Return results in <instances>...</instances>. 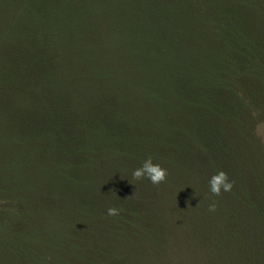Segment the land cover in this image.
Segmentation results:
<instances>
[{"label": "trees", "instance_id": "1", "mask_svg": "<svg viewBox=\"0 0 264 264\" xmlns=\"http://www.w3.org/2000/svg\"><path fill=\"white\" fill-rule=\"evenodd\" d=\"M261 122L264 0H0V264H264Z\"/></svg>", "mask_w": 264, "mask_h": 264}, {"label": "clouds", "instance_id": "2", "mask_svg": "<svg viewBox=\"0 0 264 264\" xmlns=\"http://www.w3.org/2000/svg\"><path fill=\"white\" fill-rule=\"evenodd\" d=\"M167 170L162 167L159 163H154L152 158L149 156L140 165L133 170L132 176L135 178L146 177L153 184H159L166 178ZM209 191L215 195H219L222 191L229 192L232 189V181L227 177V174L223 170H218L213 173L208 179ZM216 201L213 200L208 204V211L214 212L216 209ZM116 207H109L107 214L109 216H115L118 214Z\"/></svg>", "mask_w": 264, "mask_h": 264}, {"label": "rangeland", "instance_id": "3", "mask_svg": "<svg viewBox=\"0 0 264 264\" xmlns=\"http://www.w3.org/2000/svg\"><path fill=\"white\" fill-rule=\"evenodd\" d=\"M258 132L259 134L262 135L263 139H264V122H261L259 127H258Z\"/></svg>", "mask_w": 264, "mask_h": 264}]
</instances>
